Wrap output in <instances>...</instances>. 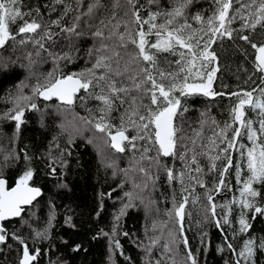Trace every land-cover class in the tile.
I'll return each mask as SVG.
<instances>
[{
  "label": "snow or ice",
  "instance_id": "1",
  "mask_svg": "<svg viewBox=\"0 0 264 264\" xmlns=\"http://www.w3.org/2000/svg\"><path fill=\"white\" fill-rule=\"evenodd\" d=\"M192 3L193 0H169V6L164 7L161 0H145L144 3L141 0H124L123 4L121 0H113L110 18L107 22L101 19L100 27L93 32V36L101 41L99 46L86 51L83 68L65 72L60 61L73 62L75 57L70 53L54 54L45 47V42L55 43L54 37L60 33L83 34L77 31L79 15L70 25L63 23L67 13L74 9L64 4V0H52L51 5H44L49 9V17L56 10V5L64 4L63 11L57 19L44 21L38 6L24 11L22 0H0V49L11 47L10 41L19 45L32 43L53 58L52 71L44 73L42 79L38 78L29 93L25 92L29 86L21 83L15 94H8L7 102L11 107L0 113V121H14L12 139L15 143L21 126L26 123V111H40V100L58 102L52 106H62L64 110L73 112L82 123L83 130H91L104 146L117 153L131 149L133 164L130 167L133 171L138 170L149 177V170L143 162L147 161L154 167L156 175L150 177L153 185L163 170L171 188V209L165 214L172 227L161 247L169 264H201V250L206 254L211 247L209 232L203 228L209 222L222 233L223 244L217 245V252H230L233 257L231 264H260V258L264 257V234L253 233V222L257 217L264 220V84L258 89L230 93L214 86L220 72L219 53L225 50V41L239 46L245 55V46L255 50L254 72L260 73L264 82V0H247V3L236 0L239 8H234L233 0H212L214 8L207 16L201 11L190 16L188 9ZM152 5L156 6L155 9ZM81 6L82 0H78L77 7ZM99 8H106V5L102 0H93L85 14L91 16ZM117 9L123 10L119 20ZM17 21L21 23L17 24ZM237 21L240 22L239 27H233ZM53 28H59L60 33H54ZM241 41L243 45L239 44ZM31 55L29 53L30 63ZM36 55L39 56L40 52ZM162 62L167 67H163ZM0 67L6 68L7 65ZM220 87L225 86L221 84ZM254 93L258 95L254 96ZM197 96L211 100L218 96L230 99L229 118L222 125L211 118L215 130L207 138L206 145L200 139L203 126L208 122L206 112L200 113L201 128L195 136L182 134L184 113L189 111V101ZM231 97L235 100L232 101ZM90 100L98 102L94 108L88 106ZM76 107L84 108L87 115L76 113ZM249 111L256 113V119L249 115ZM61 128L63 131V126ZM97 133L100 134L98 137ZM186 139H190L191 148L184 143ZM138 141L144 142L139 149ZM198 142L199 152L196 150ZM67 143H74L71 134ZM88 143H93L92 137L88 138ZM56 147L59 148V144ZM153 150L154 154H150ZM22 151L25 163L14 186H9L4 168L11 166L9 161L19 162L20 152L13 147L4 153L0 163V252H17L18 264H37L41 254L39 245L52 239L57 213L54 202L49 198L44 226H33L34 209L38 207V198L44 195V191L33 183L36 170L32 166V157L26 147ZM137 151L140 152L138 158L135 155ZM71 155L67 149L57 156H52L49 151L48 174L55 177L57 167L66 170V156ZM234 156H238L239 163L234 164ZM198 157L206 158V166ZM177 160L181 162L180 168L176 166ZM107 166L112 167L110 164ZM124 172L127 176L129 169H124ZM233 180L238 195L233 192ZM131 183L132 190L124 192L127 201L114 215L111 231H100V235L108 238L110 259L116 250L125 256L118 239L119 222L129 208L136 206L137 199L143 202L141 193L147 190L146 184H137L134 179ZM177 184L178 188L175 187ZM58 186L67 188L66 184ZM198 188L203 191L198 192ZM221 192H232V196L218 202L216 197ZM190 203L199 206L197 214L202 228L195 247L191 245L185 227L186 217L191 218ZM70 212V208L66 210L64 223L75 228ZM14 219H18L19 227L5 223ZM163 226L168 227L167 223ZM24 228L28 229L27 233L22 232ZM151 230L157 231L156 223L151 225ZM122 234L129 235L126 231ZM241 237L243 239L237 247L236 242ZM160 240V236H152L148 237L147 244L138 243L146 253L145 264H152V252ZM80 249L81 246L77 245L73 251ZM125 259L131 261L130 257L125 256ZM154 264H164L163 258L155 260ZM224 264L230 262L225 260Z\"/></svg>",
  "mask_w": 264,
  "mask_h": 264
},
{
  "label": "trees",
  "instance_id": "2",
  "mask_svg": "<svg viewBox=\"0 0 264 264\" xmlns=\"http://www.w3.org/2000/svg\"><path fill=\"white\" fill-rule=\"evenodd\" d=\"M93 0H82V6L77 7L78 0H64V4L70 6L74 11H69L65 16L63 23L70 25L76 15L81 17L79 21L78 32L83 33L80 36L75 34L60 33L59 28H53L54 33H60L54 37L55 43L51 41L45 42V47L54 54L70 53L75 57L73 62L60 61V65L65 72L79 71L85 66L86 51L93 46L98 47L101 41L93 36V32L100 27V20L110 18L111 4L113 0H102L106 8L95 9L91 16L86 15L88 4ZM145 0H141L144 3ZM247 3V0H244ZM124 3V0H121ZM164 7L169 6V0H161ZM25 6L22 10L27 11L30 7L38 6L44 21L57 19L63 11L64 4L56 5V10L49 17V9L44 5L52 4V0H22ZM234 8H239L240 4L233 0ZM155 5L152 8L155 9ZM212 0H193L191 7L188 9L189 15L201 11L204 15H208L213 10ZM117 20L122 16V9H117ZM231 14V13H230ZM143 15V13H142ZM35 16V13H33ZM30 19V18H27ZM40 19V17H37ZM116 21H112L115 23ZM17 21V24H20ZM239 21L233 27H239ZM195 26V25H194ZM13 28L16 25H12ZM123 30V29H121ZM107 32V30H105ZM259 32V28L257 29ZM32 35V34H25ZM20 37L18 36L17 39ZM105 43H113V41H104ZM9 44L5 49H0V113H3L11 104L7 102L8 94H15L17 87L23 83L28 85L25 92H30V87L42 79L43 74L52 71L53 58L48 52L39 49L38 46L27 43L24 45ZM243 45V42H239ZM129 45V50H131ZM247 54L239 48L232 46L231 42L225 41L224 51L220 52V72L217 74V81L214 87L230 93L234 90L250 91L253 88H260L264 82L261 80V74L254 72L255 50L249 46ZM40 52L37 56L36 53ZM123 49L121 52L123 53ZM29 53H31V63L29 61ZM175 59V58H172ZM66 65V67H65ZM90 66V65H89ZM163 67H167L163 64ZM251 76V79L248 77ZM123 79V78H121ZM125 83L127 81L125 80ZM223 84L225 87L221 88ZM258 93H254V96ZM234 101L235 97H231ZM147 102V101H145ZM40 111L28 110L25 112L26 123L21 126L19 139L13 143L14 121H0V163L3 162L4 153L15 147L20 152L21 159L17 163L9 161L11 166L4 168V175L9 181V186H14V181L19 178L21 169L24 167L23 151L26 147L29 155L32 157V166L36 170L33 183L38 184L44 191L38 201V207L34 209L36 217L32 219L34 227H43L44 221L48 215V199L51 198L56 206L55 227L52 229V239L45 241L39 245L41 248L40 257L37 264H145L146 253L142 247H138V243L147 244L148 237L160 236V244L153 249L151 260L154 264L155 260L163 258L164 264H169V260L162 252L163 243L167 240L168 230L172 227V222L168 220L165 214L166 210L171 209V188L168 185L163 170L159 172V178L153 185L152 179L156 175V169L144 161V167L149 170V177H145L138 170L133 171V151L126 150L124 153H117L114 149L104 146L103 142L93 136L91 130H83L82 123L76 119L73 112L66 111L61 107H53L58 104L56 101L46 102L38 101ZM97 101H88V106L93 107ZM45 105H49L45 107ZM230 107V99L227 96H218L215 100L197 96L189 101V111L184 113L183 117V135L193 137L197 130H200V113H207V123L203 126V135L200 138L204 144H207V138L213 134L215 130L211 123V118H215L218 123L229 118L228 108ZM75 112L81 116L87 115L84 108L76 107ZM98 115V113H97ZM116 115V113H113ZM249 115L256 119V113L249 111ZM61 126H63V131ZM258 127V125H255ZM80 129V131H77ZM69 134L74 138V143H67ZM132 133H129L131 135ZM100 134H96L98 137ZM93 138V143H88V138ZM144 142H137V148ZM184 143L191 148L190 139H186ZM247 143V141H245ZM59 144V148L56 147ZM67 149L72 153L66 156L68 167L62 170L57 167V173L54 176L48 174L47 165L49 160L47 154L51 151L52 156H57L62 150ZM197 152L201 151L199 142L196 146ZM154 154V150L153 153ZM138 158L140 152L135 153ZM202 165L207 164L206 158L198 157ZM239 163L238 156H234V164ZM112 165L108 167L107 165ZM117 165V166H116ZM177 168H180L181 162L176 161ZM124 169H129L127 176ZM207 170V169H206ZM232 171L231 169L229 170ZM59 178V179H57ZM210 178V177H209ZM137 184L147 185V190L142 192L143 202L139 199L135 201V207L129 208L124 215L120 224V234L118 239L123 247L125 256L130 257L131 261H127L125 256L119 254L116 250L114 256L110 259L108 238L100 235L101 229L110 232L114 223V215L120 209L122 203L127 201L124 196L126 190H132V180ZM59 184H66L67 188L59 187ZM123 185V187H121ZM179 187V185H175ZM139 191V189H137ZM202 192V189H197ZM233 192L236 190L235 181L233 180ZM103 194V196L101 195ZM111 194V195H109ZM232 196V192H221L216 200L219 202L221 198L227 200ZM103 209L100 210V205ZM199 206L189 204L191 210V218L185 220L186 235L190 238L193 247L196 246L199 234L202 231L199 225L200 216L197 214ZM71 209L70 214L73 216L75 228L69 227L64 223L65 212ZM99 211V216L97 212ZM219 212V209H218ZM27 215V213H25ZM6 224L16 225L19 227L18 219L6 221ZM156 223L157 231L151 230V225ZM167 223L168 227L163 225ZM147 228V236L145 231ZM207 229L211 239V247L205 254L201 250V264H224L228 260L231 264L233 259L230 252L225 250L218 253L217 245L223 244L222 233L219 232L214 224L208 223L203 226ZM28 229H22L23 233H27ZM128 232V236H124L123 232ZM253 233L256 235L264 234V220L257 217L253 222ZM96 237V238H94ZM239 238L236 246L239 247ZM10 243H12L10 241ZM31 243V242H30ZM51 245V248L48 245ZM80 245V251L73 249ZM87 249V251H84ZM181 252V256H182ZM178 259L180 257H177ZM19 256L15 251L6 250L0 252V264H18ZM260 264H264V257L260 258Z\"/></svg>",
  "mask_w": 264,
  "mask_h": 264
},
{
  "label": "water",
  "instance_id": "3",
  "mask_svg": "<svg viewBox=\"0 0 264 264\" xmlns=\"http://www.w3.org/2000/svg\"><path fill=\"white\" fill-rule=\"evenodd\" d=\"M39 198H40V197H39ZM39 198H38V199H39ZM34 203H35V202H34Z\"/></svg>",
  "mask_w": 264,
  "mask_h": 264
},
{
  "label": "rangeland",
  "instance_id": "4",
  "mask_svg": "<svg viewBox=\"0 0 264 264\" xmlns=\"http://www.w3.org/2000/svg\"><path fill=\"white\" fill-rule=\"evenodd\" d=\"M117 166V165H116Z\"/></svg>",
  "mask_w": 264,
  "mask_h": 264
}]
</instances>
